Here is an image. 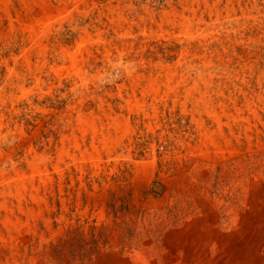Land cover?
Segmentation results:
<instances>
[{"label":"rangeland","instance_id":"obj_1","mask_svg":"<svg viewBox=\"0 0 264 264\" xmlns=\"http://www.w3.org/2000/svg\"><path fill=\"white\" fill-rule=\"evenodd\" d=\"M119 56L136 71L100 88ZM254 178L264 0H0V228L30 225L28 253L86 259Z\"/></svg>","mask_w":264,"mask_h":264},{"label":"bare ground","instance_id":"obj_2","mask_svg":"<svg viewBox=\"0 0 264 264\" xmlns=\"http://www.w3.org/2000/svg\"><path fill=\"white\" fill-rule=\"evenodd\" d=\"M205 137L207 142L198 148L196 159L206 160L211 146L218 157L220 143L212 135ZM224 140L228 147L230 141ZM211 192L188 194L192 208L183 216L158 222L156 234L123 241L121 233L113 230L107 244L100 242L97 252L86 259L48 261L28 253L30 225L6 214L0 228L1 249L5 251L0 264H264V183L252 179L235 196V202L225 193ZM1 205L5 208V203Z\"/></svg>","mask_w":264,"mask_h":264},{"label":"clouds","instance_id":"obj_3","mask_svg":"<svg viewBox=\"0 0 264 264\" xmlns=\"http://www.w3.org/2000/svg\"><path fill=\"white\" fill-rule=\"evenodd\" d=\"M136 71V64L122 56L116 57L109 63L108 70L101 73L97 79L100 88L114 85L122 77L130 76Z\"/></svg>","mask_w":264,"mask_h":264}]
</instances>
